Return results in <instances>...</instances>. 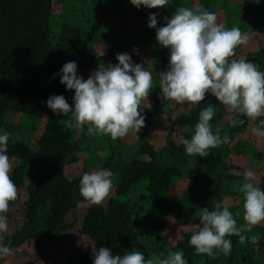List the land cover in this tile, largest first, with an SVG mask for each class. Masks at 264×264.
Returning a JSON list of instances; mask_svg holds the SVG:
<instances>
[{"label":"trees","instance_id":"1","mask_svg":"<svg viewBox=\"0 0 264 264\" xmlns=\"http://www.w3.org/2000/svg\"><path fill=\"white\" fill-rule=\"evenodd\" d=\"M106 4L108 0H102L99 5L104 7ZM185 6L176 2L157 9L171 17L178 8ZM98 13H91L95 16L92 25L81 22L74 28L67 26L57 42L52 43L51 0H0V129L4 127L6 111L10 108L29 115L48 114L36 149L23 140L9 139L8 142L10 159L20 160L10 175L17 188L29 174L23 222L6 240V246L12 251L29 246L36 253L47 256L48 245L68 228L64 220L66 214L85 201L79 193L82 176L70 180L65 175L67 163L76 160L77 141L60 115L53 113L45 101L50 96L63 95L71 105L74 90H66L58 73L69 61L76 62L77 74L86 69L87 56L101 26L96 18ZM150 95L152 109L143 111V129L150 125L152 113L161 111L168 101L160 97L159 85H153ZM207 104L217 105L216 98L210 93L187 113L177 116L176 123L182 128L178 143L169 138L165 147L155 149L149 142H144L121 165L115 189L117 197H110L105 205L90 206L82 225V233L95 242V248L111 249L121 243L124 250L119 255L137 250L143 252L146 259L153 255L165 258L169 251L181 250L187 264L259 263L254 252L246 246L249 242L240 243L234 235L227 237L232 240L230 255L219 253L215 258L195 253L189 244L193 232L186 233L175 246L168 244L163 236L164 217L172 215L179 224L191 220L199 222L196 211L203 207L213 210L216 202L224 204L223 194L229 191L224 175L218 173V168H228L223 160L225 144L209 149L205 157L186 154L182 144L183 139L191 138L199 113ZM215 111L216 115L210 121L212 129L220 113L219 109ZM234 130H230L231 133ZM183 174H187L188 186L182 198L170 200L168 191L174 180ZM141 180L147 181L145 189L153 198L144 216L138 202L125 198ZM244 234L249 236L251 233ZM258 244L264 249L263 240ZM70 260V264H92V252L83 253L81 248L75 247Z\"/></svg>","mask_w":264,"mask_h":264},{"label":"clouds","instance_id":"2","mask_svg":"<svg viewBox=\"0 0 264 264\" xmlns=\"http://www.w3.org/2000/svg\"><path fill=\"white\" fill-rule=\"evenodd\" d=\"M139 9L164 8L169 0H129ZM259 3V0H256ZM157 13L150 14L147 26L156 30V40L169 51L167 70L159 73L160 97L178 104H196L210 93L220 104L229 106L237 114L252 120L264 117V71L247 59H229L238 45L247 42L239 28H226L217 22V16L202 7H180L165 24L157 27ZM117 63L105 67L100 64L87 79L77 74L75 61L66 62L59 71L60 83L66 90H74L71 105L63 95L50 96L46 106L53 113L68 117L67 127L87 125L90 135H108L116 140L144 127L145 108L153 87V74L144 64L134 63L128 53L115 57ZM215 106L207 104L199 113L191 138L182 140L188 155L205 157L209 149L229 143L227 135L213 131L210 121L216 115ZM238 121L233 119L231 126ZM253 133L264 138V119L259 120ZM11 134L0 129V233L8 230L5 213L9 202L17 198V187L9 173L13 163L8 155ZM114 173L97 167L84 172L79 183V193L90 204L101 205L111 194ZM254 173H245L240 187L243 195L244 224L238 226L234 214L223 202H216L213 210L199 208L195 215L199 223L189 244L196 254L215 258L219 253L230 255L232 240L240 243H259L260 236L245 235L264 221V189L252 182ZM12 249L0 244V256L9 255ZM92 264H187L181 250L169 251L165 258L153 255L145 258L141 251L131 250L123 255H113L108 247H92Z\"/></svg>","mask_w":264,"mask_h":264},{"label":"rangeland","instance_id":"3","mask_svg":"<svg viewBox=\"0 0 264 264\" xmlns=\"http://www.w3.org/2000/svg\"><path fill=\"white\" fill-rule=\"evenodd\" d=\"M102 0H51L50 14V40L56 43L62 36L64 28L76 27L79 23L92 25L95 20L91 14L98 13L96 18L100 20V28L97 30L93 45L87 56V67L78 75L87 79L100 64L107 67L109 64L117 63L115 57L120 53L131 55L134 63H141L153 74V85H159V73L167 70L169 51L161 47L156 40V30L149 28L148 18L150 14L157 13V27L165 24V15L157 8H146L141 6L137 9L129 0H108V4L101 7ZM185 4V7H202L217 16V22L226 28H239L247 37V42L238 45L235 55L229 59H247L259 65L264 71V0H169L165 6L174 3ZM261 7L258 10L257 7ZM101 7V8H100ZM258 14L257 17L255 15ZM148 102L152 109V96L149 94ZM195 104H178L168 100L165 107L159 112H153L151 123L147 129L141 128L137 134L130 132L123 138L113 140L108 135H90L87 125L77 127L75 123L72 130L77 141L74 162L65 166V175L71 180L82 176L84 172L95 170L97 167L108 168L114 173V187L109 197L104 201L105 205L110 197H117L115 189L118 186L119 170L121 165L130 159L134 152L144 143L149 142L155 149L167 145L168 139L176 143L181 140L182 128L176 123V118L182 113H187ZM215 110L220 111L213 131H219L227 135L230 142L225 143L223 160L228 165L227 169L218 168V173L225 177V184L229 188L223 194L224 205L234 214L237 224H244L243 219V195L240 192L241 185L245 182V173L252 171L254 177L252 182L264 189V138L257 137L253 128L257 127L260 119L252 120L246 116H239L229 106L217 101ZM65 124L68 117L60 115ZM236 119L243 121L237 126H231V121ZM48 114L29 115L20 110L7 109L5 124L2 130L11 134L12 141L23 140L30 144L33 149L45 130ZM66 125V124H65ZM239 128L237 129L236 127ZM235 129L233 133L230 130ZM13 169L20 164V160L11 158ZM29 174L24 178L23 184L17 188V198L9 202L5 213L7 217L8 230L0 233V244L6 245V240L23 222L24 203L28 194L26 185ZM189 179L187 174L176 178L168 191L170 200L182 198L187 188ZM146 180L137 182L125 195L131 202L136 201L142 207V216L148 211L153 198L146 191ZM90 204L87 200L81 201L65 216L68 228L63 234H57L55 242L47 247L48 255L40 253L26 246L22 250L12 251L9 255L0 256V264H70V253L73 248H81L83 253L92 252L95 242L82 233V225ZM166 227L163 236L168 244L175 246L184 238L186 233L193 232L197 221H189L179 224L172 215L164 217ZM249 235L259 234L260 240L264 241V221L254 226ZM246 244L252 250L258 264H264V249L259 248L258 243ZM124 250L121 243L111 248L113 255H119ZM34 252V253H33Z\"/></svg>","mask_w":264,"mask_h":264},{"label":"crops","instance_id":"4","mask_svg":"<svg viewBox=\"0 0 264 264\" xmlns=\"http://www.w3.org/2000/svg\"><path fill=\"white\" fill-rule=\"evenodd\" d=\"M257 8H258V10H256V12L258 13V11L261 10V7L259 6ZM257 16H258V14L255 15V17H257Z\"/></svg>","mask_w":264,"mask_h":264}]
</instances>
